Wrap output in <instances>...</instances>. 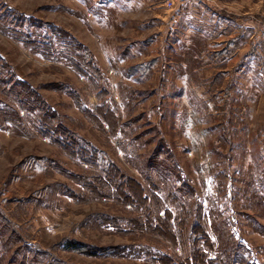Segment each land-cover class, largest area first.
<instances>
[{
  "label": "rangeland",
  "instance_id": "374dc122",
  "mask_svg": "<svg viewBox=\"0 0 264 264\" xmlns=\"http://www.w3.org/2000/svg\"><path fill=\"white\" fill-rule=\"evenodd\" d=\"M209 243L264 264V0H0V264Z\"/></svg>",
  "mask_w": 264,
  "mask_h": 264
},
{
  "label": "trees",
  "instance_id": "16d2710c",
  "mask_svg": "<svg viewBox=\"0 0 264 264\" xmlns=\"http://www.w3.org/2000/svg\"><path fill=\"white\" fill-rule=\"evenodd\" d=\"M92 156H93V164H97V165L105 164V169H106V171L108 170V173L105 172L104 176H101V177H103L104 184L106 182V183H108L109 186L114 188L115 185L112 183L111 177H109V175H111L112 168H114L112 166V164L105 163V157H104V155L102 153H97L95 151V152H93ZM114 176H115V174H114ZM123 180L124 179H122L121 177H119V179L116 180L119 187H121L120 185H124V181ZM116 190H117V188H116ZM124 191L127 192V193H124ZM124 191L121 190V193L123 195L127 196V198L129 200H135L136 201V199H135L136 197H135L132 189H129L128 187H126L124 189ZM134 191L138 194V195H136L138 198L146 199V197L144 195L145 194L144 189H143V187H142V185L140 183H136V188L134 189ZM142 191H143V193H142ZM168 213L170 214L171 212L168 210ZM169 232H171L170 236H171L172 240H174L175 243H177L178 239L174 235V231L169 229ZM208 239H210V238H208ZM208 239H207V242L208 241L210 242V240H208ZM184 242L187 243L186 242V238H185ZM206 244L203 245L204 248H202L201 245L198 244L197 248L194 247L195 249L192 252L188 253V256L185 259H187L191 264H209V263H207V261H208L206 259L207 253L205 254V250H208L210 252V251H213L212 248H214V247L211 246V245H213L212 243H209V247H206V246H208ZM68 246H70L72 248H77V244L74 243V242L69 243ZM190 247H191V245H190ZM202 249H205V250L202 251ZM195 255H197V260L195 259ZM182 261H183L182 262L183 264H190V263H188L185 260H182ZM162 264H165V263H162ZM172 264H175V263H172Z\"/></svg>",
  "mask_w": 264,
  "mask_h": 264
}]
</instances>
